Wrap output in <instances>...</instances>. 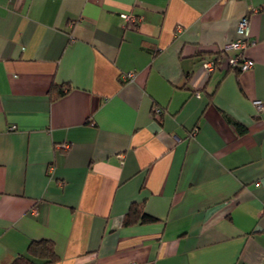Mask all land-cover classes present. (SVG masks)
<instances>
[{"label": "crops", "instance_id": "obj_1", "mask_svg": "<svg viewBox=\"0 0 264 264\" xmlns=\"http://www.w3.org/2000/svg\"><path fill=\"white\" fill-rule=\"evenodd\" d=\"M245 15L253 67L205 68ZM255 100L264 0H0V264H264Z\"/></svg>", "mask_w": 264, "mask_h": 264}, {"label": "built area", "instance_id": "obj_2", "mask_svg": "<svg viewBox=\"0 0 264 264\" xmlns=\"http://www.w3.org/2000/svg\"><path fill=\"white\" fill-rule=\"evenodd\" d=\"M123 18L127 22L136 23L139 21L138 17L133 14H122ZM238 31L240 33L241 38L226 43L222 50L227 54V64L230 68L238 69V70H248L249 68L253 67L254 61L246 56L244 50L248 46L255 45L257 40L251 37V28H250V20L247 15L242 16V18L238 22ZM236 51V53H232V51ZM205 68L208 70H213L215 65L217 64L214 58L206 59L203 62ZM135 78L134 72H129L126 75V79L133 80ZM200 93L197 92V95ZM258 110H262L264 107V102L262 100H255L254 101ZM155 115L159 117L162 114V109L159 107H155ZM15 128L16 126H12Z\"/></svg>", "mask_w": 264, "mask_h": 264}, {"label": "trees", "instance_id": "obj_3", "mask_svg": "<svg viewBox=\"0 0 264 264\" xmlns=\"http://www.w3.org/2000/svg\"><path fill=\"white\" fill-rule=\"evenodd\" d=\"M216 53L217 57L215 58V61L217 63L220 56H223L225 52L219 49ZM215 66H217V64ZM60 94H62V92H60ZM155 219L156 218L154 216L145 212L142 203H133L128 212L125 214L123 223L125 225H129L135 222H147ZM56 258L54 249L52 245H50L49 241L39 239L33 240L28 247V253L17 257L12 264H41L52 262Z\"/></svg>", "mask_w": 264, "mask_h": 264}]
</instances>
